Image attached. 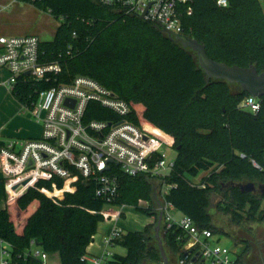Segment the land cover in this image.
Here are the masks:
<instances>
[{
	"label": "trees",
	"instance_id": "16d2710c",
	"mask_svg": "<svg viewBox=\"0 0 264 264\" xmlns=\"http://www.w3.org/2000/svg\"><path fill=\"white\" fill-rule=\"evenodd\" d=\"M47 11L59 20L51 41L39 43L42 64L58 62L60 69L40 81L19 77L11 94L19 103L36 100L37 92L67 84L77 75L94 79L127 102L142 105L143 118L173 139L176 157L162 179L149 175L127 176L115 170L119 188L111 206H132L153 216L162 184L171 185L163 199L174 210L191 218L199 229L217 234L209 212L210 194L220 182L260 180L264 172V97L255 113L238 103L247 94L233 91L225 81L207 79L194 59L168 34L134 16H122L94 0H20ZM193 13L183 23L187 36L201 43L208 57L228 65H254L264 71V10L260 0H230L220 8L213 0H194ZM73 33L75 36L73 37ZM117 120L114 114L90 103L85 120ZM4 143L0 141V147ZM215 168L200 185L190 178ZM153 181H157L155 189ZM57 189L63 180L40 181L36 188L16 197L10 210L0 209V238L9 242L17 264H26L22 253L33 240L47 254H58L61 264H87L81 258L92 241L107 205L96 198V184L81 177L62 198L48 197L39 189ZM221 210L235 223L264 220L259 201L239 190L225 194ZM139 201L148 202L147 207ZM12 207V208H11ZM14 212L16 215L12 213ZM162 231L167 250L178 259L182 232ZM152 225L127 232L114 242L126 249L106 264L158 263L161 260ZM247 248L243 250V253ZM238 260L243 264L241 255Z\"/></svg>",
	"mask_w": 264,
	"mask_h": 264
},
{
	"label": "built area",
	"instance_id": "2783aa9c",
	"mask_svg": "<svg viewBox=\"0 0 264 264\" xmlns=\"http://www.w3.org/2000/svg\"><path fill=\"white\" fill-rule=\"evenodd\" d=\"M94 1L122 16L140 18L171 37L187 36L189 28L183 21L192 15L194 2ZM213 1L220 8L228 7L230 2ZM39 43V38L31 34L0 36V69L8 73L4 86L10 92L19 77L40 81L48 73L59 71L58 62L40 63ZM26 72H30V75H26ZM90 103L111 111L119 119L85 120ZM134 104L83 75L75 76L70 83L40 90L35 101L21 104L23 112H30L42 128L39 137L9 140L0 147V175L5 204L11 203L29 189L36 188L40 181L59 179L75 183L81 177L83 183L95 182L96 198L103 200L109 205L107 207H113L111 204L119 188L116 169L131 177L149 175L162 179L167 176L174 161L168 160L165 148L173 147V139L153 125L155 132L141 124L143 115L136 113ZM238 108L255 113L259 109V100L247 95L238 103ZM170 187L162 184V204L158 205V210L162 214L163 231L175 227L183 234L180 240L185 257L178 259L176 264H240L238 253H232L227 247L212 242L214 233L211 230L199 229L186 215L174 216L173 206L163 199ZM39 190L53 197L47 193L49 190ZM103 215L105 219L114 217L106 209ZM122 235V229L114 226L104 236L103 243L106 247H112ZM109 255L110 252L106 251L102 256H83L81 260L89 264H106ZM20 256L18 254L16 258L12 245L0 238V264H17ZM22 256L26 264H48V254L33 240Z\"/></svg>",
	"mask_w": 264,
	"mask_h": 264
},
{
	"label": "rangeland",
	"instance_id": "374dc122",
	"mask_svg": "<svg viewBox=\"0 0 264 264\" xmlns=\"http://www.w3.org/2000/svg\"><path fill=\"white\" fill-rule=\"evenodd\" d=\"M262 8L264 10V0H260ZM40 23V22H39ZM37 23L36 26L39 24ZM233 91H238V86L233 84L231 85ZM136 108L137 114H142V107L139 104H134ZM143 118V117H142ZM140 123L143 125H149L144 118L140 120ZM42 125L40 122L30 114V112H24V114H15L12 108L8 105L7 102L0 101V140L5 141L7 137H15V138H26V137H36L39 132H41ZM8 135V136H7ZM165 152L167 154V158L169 161H174L176 157V151L173 147L165 148ZM215 168L213 167L209 171H201L195 176L190 178V182L192 184L200 185L203 181V178L209 176L211 172H213ZM53 186L55 184H52ZM153 185L155 189L157 187V181H153ZM51 187V190L47 191L48 194H52L53 197L62 198L65 191H73L74 183L63 182V186L61 189H57L55 186ZM2 190L3 184H2ZM2 192V194H3ZM158 205L162 204V200L154 192V195ZM219 192H213L210 194V207L209 212L212 215L213 226L217 229L218 233L214 234L212 238L213 243H217L219 245L227 247L232 253H238L241 255L243 264H264V223L257 224L253 221H243L242 223H235L234 220L230 217V215L224 213L221 208H219ZM4 201H6L4 194ZM147 203H142L139 201L140 206H146ZM12 208V207H11ZM14 216L16 215L12 212ZM176 215L178 212H175ZM160 211L158 207L154 209V215L148 216L152 217V223L148 224L152 225V231L155 237V227L157 225V220L159 217ZM180 214V213H179ZM105 219V218H104ZM162 229H160V237L162 235ZM252 238H254L252 240ZM246 242V243H243ZM153 244L157 246V240L153 241ZM164 251L168 258V262L170 264H176V258L170 253L164 245L162 241ZM247 248V251L243 253V250ZM50 256H54L53 254H49ZM48 258V264H61L59 258ZM143 264H162V260L158 263H152L149 261L144 262Z\"/></svg>",
	"mask_w": 264,
	"mask_h": 264
},
{
	"label": "crops",
	"instance_id": "0c3cea01",
	"mask_svg": "<svg viewBox=\"0 0 264 264\" xmlns=\"http://www.w3.org/2000/svg\"><path fill=\"white\" fill-rule=\"evenodd\" d=\"M40 22V23H39ZM39 23L37 26L36 24ZM59 20L52 17L47 11L40 10L30 4L24 3L20 0H0V36H22V35H35L39 38L40 42L51 41L55 35L56 29L59 26ZM8 78V73L4 69H0V101L7 102L16 114H24L21 104L11 94V92L4 86L5 80ZM142 107V105H141ZM143 110V107H142ZM155 129V128H154ZM39 134L36 137H39ZM8 136V135H7ZM26 137V138H36ZM7 137L3 143L13 139H26ZM2 182L0 175V209L7 208L10 210V204H5L4 192L2 194ZM142 203L148 202L142 201ZM107 211L114 217L113 219H105L98 223L96 232L92 237V241L88 244L85 250L86 258H94L104 255L106 251L110 252L107 257L108 260L112 259L113 255L123 256L126 249L121 246L106 247L103 243L104 236L114 226L122 229L123 234L127 232L142 231L148 224L152 223L153 218L143 215L136 211L132 206L122 205L119 207H105ZM104 209V210H105ZM174 211V216L179 217L180 214ZM48 258H59L58 254H53ZM89 264V262H87Z\"/></svg>",
	"mask_w": 264,
	"mask_h": 264
},
{
	"label": "water",
	"instance_id": "95a60500",
	"mask_svg": "<svg viewBox=\"0 0 264 264\" xmlns=\"http://www.w3.org/2000/svg\"><path fill=\"white\" fill-rule=\"evenodd\" d=\"M172 38L183 48L190 49L194 52V59L207 79L235 84L238 86V91L240 93H245L257 99L264 97V71L258 72L254 65L240 67L238 65H228L224 62L213 60L208 57L201 43L186 35H175ZM26 75H30V72H26ZM66 103H68V101H66ZM231 186L238 187L241 191L253 189L252 183H246L245 185L233 183ZM161 220L162 214L160 213L157 225L154 229L155 238L157 240L162 264H170L163 248L162 236L160 237ZM37 245L40 246V244Z\"/></svg>",
	"mask_w": 264,
	"mask_h": 264
},
{
	"label": "flooded vegetation",
	"instance_id": "af4514ba",
	"mask_svg": "<svg viewBox=\"0 0 264 264\" xmlns=\"http://www.w3.org/2000/svg\"><path fill=\"white\" fill-rule=\"evenodd\" d=\"M259 100V99H258ZM261 171L264 172V168H262L261 166L258 165V167ZM242 184L245 185L246 183H252L253 184V189L249 190V191H241L238 187H233L231 186V184ZM230 189L232 190H239L241 193L247 195L250 198H254L256 201H259V211H262L264 213V175L263 178L260 180H242L239 182H220V186H219V194H220V198H219V208L224 207L226 200H225V194L226 192H228ZM256 222V221H253ZM257 224L259 223H264L263 221L260 222H256ZM264 237V236H263ZM254 238H252L253 240ZM264 240V239H263ZM246 243V242H243ZM263 246H264V242H263Z\"/></svg>",
	"mask_w": 264,
	"mask_h": 264
},
{
	"label": "bare ground",
	"instance_id": "6f19581e",
	"mask_svg": "<svg viewBox=\"0 0 264 264\" xmlns=\"http://www.w3.org/2000/svg\"><path fill=\"white\" fill-rule=\"evenodd\" d=\"M145 127H146L148 130L152 131V132H153V131H154V132L156 131L152 126L146 125Z\"/></svg>",
	"mask_w": 264,
	"mask_h": 264
}]
</instances>
